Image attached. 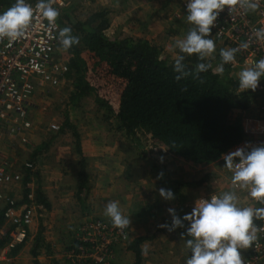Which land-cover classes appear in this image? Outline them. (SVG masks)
Wrapping results in <instances>:
<instances>
[{"label":"rangeland","instance_id":"rangeland-1","mask_svg":"<svg viewBox=\"0 0 264 264\" xmlns=\"http://www.w3.org/2000/svg\"><path fill=\"white\" fill-rule=\"evenodd\" d=\"M136 1L138 4L132 0V6H138L135 9L139 11L138 14L134 10V17L126 16L134 19L137 17L138 20L146 18L142 13L141 4L152 2ZM74 2L76 3L73 4ZM187 2L188 0L180 1V7L178 5L174 12L167 13L162 18L168 22L181 20L187 14V8L184 7ZM118 3L119 0H66L64 10L67 9L68 12L61 11L59 15L62 28L70 27L72 35L77 36L73 32V23L86 21L96 12H106L110 27L118 28L123 24L119 21L122 14L117 9ZM8 8L0 6V13ZM150 11L149 14L153 13L155 17H160L155 10ZM68 13L71 20L66 17ZM127 21L129 23L131 19ZM78 37L80 38L78 46L82 47L81 37ZM210 37L216 45L214 57L220 56L221 49L231 48L218 41L214 32ZM159 44H163L165 48L168 43L159 41ZM154 45L163 51V47ZM174 50L179 53L175 48L170 51ZM167 51L163 52V55L175 60L173 58L177 54L173 55ZM86 52L82 53L85 59ZM72 58L71 48L65 50L60 45L54 56L56 65L54 76L60 82L58 85L45 83L32 99L27 115L31 123L28 143L23 145L12 140L7 134L1 138L0 166L9 164L8 171L22 175L21 183L11 186L7 192L18 200L19 205L23 207L29 205L32 210L28 239L15 255H20L26 260L25 264H63L62 261L65 264H72L67 254L80 244V238L85 234V226L101 221L108 228L102 234H106L107 238H116V241L105 249L108 252L106 264H135L136 255L129 246L138 238H147L140 246L141 264H186L190 251L185 247L186 238L181 239L180 234L183 231L176 228L170 232L160 225H171L169 208L174 209L177 216L182 219L187 214L189 206L192 208L195 206L196 200L210 199L212 195L219 196L225 192L222 191V186L217 185L221 180L215 175L216 168H210V164L214 162L200 165L191 163L154 144L142 131L137 133L136 138L126 137L118 130L117 123L111 119L110 113L97 105L95 94L82 97L75 95L77 76L70 66ZM64 67L67 68L66 71H63ZM243 69L232 68L230 72L239 77ZM252 92L255 99L247 116L254 117L262 114L260 109L262 98L255 91ZM77 133L81 135L82 151L88 160L87 166L90 171L85 207H82L77 198L81 169V156L76 146ZM3 143L7 146H2ZM88 154L94 157L88 158ZM13 155L16 159L12 158ZM170 155L176 156L180 164L184 162L176 179L178 182L174 181L170 170L162 168L160 164L162 161L160 163L152 161ZM185 161L196 167H188ZM27 163H31L32 168H27L25 166ZM223 164L225 161L222 162V170L227 172ZM210 173L214 175L209 176ZM26 179L29 180L27 196L24 192ZM161 188L171 190L175 199H163L159 194ZM38 191L46 198L50 207L39 201ZM234 192L242 196L248 206L255 207L249 203L245 194ZM126 194L132 197L128 204L123 200ZM110 201H118L122 213L130 217L132 223L128 229L111 232L115 227L104 214L105 206ZM163 207L166 208L167 214L162 223L158 215ZM6 208L7 205H1L0 214L4 213ZM254 223L259 225L257 220H254ZM184 225L186 230L189 222L184 221ZM6 229L7 233L13 230L4 220V225L0 228V241L5 237L6 242L0 246V253L6 251L10 257L14 256L15 252L5 250L9 240L8 236H4ZM95 233L90 237L95 239ZM249 252L250 255L243 259L244 262L250 260L253 264L264 263V258L255 257L251 254V249ZM0 262L9 264V261Z\"/></svg>","mask_w":264,"mask_h":264},{"label":"trees","instance_id":"trees-1","mask_svg":"<svg viewBox=\"0 0 264 264\" xmlns=\"http://www.w3.org/2000/svg\"><path fill=\"white\" fill-rule=\"evenodd\" d=\"M14 3L15 0H0L3 7ZM64 9L60 12L67 13ZM66 17L71 20L69 13ZM73 26L82 43V47H71L70 66L77 76L75 95L95 94L97 105L110 113L126 137L136 138L142 131L154 144L198 165L222 159V154L232 151L244 139L241 115L252 108L255 94L239 89V77L230 72V64L224 65L222 75L214 74L213 69L221 63L220 56L208 59L213 69L200 73L203 83L192 75L177 81L178 74L172 68L174 60L165 57L150 41L109 37L106 12H96ZM85 51L87 59L82 55ZM200 62L204 61L196 54L186 55L189 72H194ZM75 137L81 156L77 198L85 207L89 174L81 135L77 133ZM28 181L24 188L26 196ZM38 199L50 207L40 191ZM3 225L1 213L0 228ZM181 230L186 234L185 228ZM146 239L138 238L129 246L136 255L135 264H141L140 246ZM5 242L2 237L0 246Z\"/></svg>","mask_w":264,"mask_h":264},{"label":"clouds","instance_id":"clouds-1","mask_svg":"<svg viewBox=\"0 0 264 264\" xmlns=\"http://www.w3.org/2000/svg\"><path fill=\"white\" fill-rule=\"evenodd\" d=\"M259 0H188L187 21L192 25L186 36L174 42V48L179 50L172 65L177 73V81L189 75L199 80L200 73L213 69L209 58L213 57L216 45L210 38L212 29L221 12L228 9L229 13L239 9L244 13L256 11ZM35 10H38L50 25L54 26L60 12L53 7V0H37ZM34 8L27 0H15V3L0 14V40L7 38L10 42L25 36L33 22ZM255 38L264 42V27L254 30ZM59 40L67 50L78 45L80 38L72 35L70 27L59 30ZM249 42H243L236 48L220 50L221 63L213 69L214 74L222 75L224 65L234 63L237 53L247 50ZM196 54L200 62L194 72L187 70L186 55ZM261 78H264V58L255 61L252 66L244 68L239 73V89L241 91H256ZM186 90V89H185ZM224 166L233 172L232 182L242 190H249V195L264 204V145L253 146L245 144L234 151L222 154ZM162 175V174H161ZM160 196L165 200L175 199L171 190L161 188ZM172 217L171 225L160 227L174 231L184 228V221L189 222L186 234L182 232L181 239L191 255L186 264H244L241 250L252 248L259 242L258 233L264 232V227H258L254 220H264V207H242L234 191H226L221 195H212L210 199L195 201L191 213L181 219L174 209H168ZM104 214L110 218L113 227L123 231L131 225V219L122 213L118 201L106 204Z\"/></svg>","mask_w":264,"mask_h":264},{"label":"built area","instance_id":"built-area-1","mask_svg":"<svg viewBox=\"0 0 264 264\" xmlns=\"http://www.w3.org/2000/svg\"><path fill=\"white\" fill-rule=\"evenodd\" d=\"M27 3L33 6L34 17L25 36L12 42L7 38L0 40V140L7 134L12 140L19 141L23 145L29 141L28 132L31 123L27 115L32 99L45 83L58 85L60 82L54 76L56 68L54 56L61 45L59 30L62 29L60 17L52 26L38 10H35L37 2L27 0ZM259 4L256 11L247 13L239 9L229 13L225 8L218 17L216 27L212 29L216 39L231 48H236L243 42L250 43L247 50L237 53L234 63H229L231 68H247L255 61L264 58V42L258 41L254 34L255 29L264 27V0H259ZM53 7L60 12L66 7V0H53ZM184 7L187 8V3ZM66 70L67 68L64 67L63 71ZM255 92L262 98L260 104L262 114L252 117L244 112L241 115L244 139L234 150L245 144L264 145V78H261ZM4 165L0 166V207L8 206L3 213L4 220L13 228L10 233H7V229L4 233L9 239L5 250L9 251L26 243L32 222V210L29 205L26 207L19 205L18 200L7 192L11 186L21 183L22 175L8 171L10 165ZM25 166L32 168L33 165L27 163ZM231 187L232 190L245 194L250 204L257 208L264 207V204L249 195V190H242L233 182ZM257 221L258 227H264V220ZM107 230L108 228L101 221L87 224L84 229L85 234L80 238V244L67 254L69 261L72 264H106L108 252L105 249L116 241L115 237L111 239L107 238L106 234H102ZM94 232H96L95 239L90 237ZM111 232H117V228L111 229ZM258 236L259 242L253 245L251 254L264 258V232L258 233ZM3 253L7 256L6 251ZM244 264H253V262L248 260Z\"/></svg>","mask_w":264,"mask_h":264},{"label":"crops","instance_id":"crops-1","mask_svg":"<svg viewBox=\"0 0 264 264\" xmlns=\"http://www.w3.org/2000/svg\"><path fill=\"white\" fill-rule=\"evenodd\" d=\"M144 1V0H143ZM148 1V0H147ZM180 1L182 0H150L149 2H152V4H149L148 2H144V4H141V9H143V14L146 15V18L138 20L136 17L134 18H129L126 15H130L131 17H134V10L138 8V6H132V0H119L118 3V11L122 14V16L119 18V21H122L123 24H120V27L118 28H109V30L106 32L109 37H123V38H135V39H144V40H149L153 44H156L158 46L163 47V52L172 53L173 55H179L175 50L171 52L170 50L174 48V42L177 39L184 38L188 32V30L192 27V25L187 21V14L185 17L181 18V20H174L168 22V20H165V18H162V16L166 15L167 13H172L178 8V5L180 7ZM136 4L137 1L134 0ZM151 9L155 10L160 17H155L151 13ZM135 12L138 14L139 11L135 10ZM128 19H131V22L128 23ZM117 26V25H116ZM211 38V37H210ZM159 41H163V43H168L167 46H162L163 44H159ZM176 52V53H175ZM179 52V50H178ZM176 55V56H177ZM168 57V56H167ZM169 58V57H168ZM215 58L214 54L213 57L209 58L212 59ZM175 59V57L173 58ZM252 109V108H251ZM250 109V110H251ZM248 112H246V115H248ZM5 138V137H4ZM7 143V140H5ZM2 140L0 141V147H1ZM6 143H3L2 146H7ZM234 151V149L232 150ZM86 157V156H84ZM89 157H94L92 154H88ZM12 158L16 159V157L13 155ZM152 160V159H151ZM153 162H159L162 165V168L165 167L166 169L170 170L169 173L174 177V181H179L176 180L178 179L180 175V171L183 168L184 162L182 164L179 163V159L176 156H169L166 158H163L161 160H152ZM224 160L220 159L213 164L210 165H205L207 167L210 166V168L215 167V175L220 177V182L217 184L220 187L222 186V191H233L231 184H232V176L233 172L226 169L227 172L222 170V162ZM88 162V160H87ZM186 165L190 168L196 167L195 165H192L191 163H187L185 161ZM224 165V164H223ZM18 168V167H17ZM203 169H205L202 166ZM87 173L90 174V171L88 169V166L86 168ZM18 172V171H15ZM214 175L213 173H210L209 176ZM225 178V179H224ZM178 190V189H177ZM236 195L239 198V205L242 207H247L248 205L245 203L244 198L240 196L239 194L236 193ZM125 200V204H128L131 202L132 197L126 194V196L123 198ZM253 207V206H252ZM165 207L161 208V213L158 215V217L161 219L160 222H164V219L166 217V212H165ZM192 207L189 206V210L187 214L191 213ZM21 246L17 247L14 250H11V252H15L14 256L9 257L4 256L3 251L0 253V261H9V264L15 263V264H25V261L23 258H21L20 255H15L17 252V249H20ZM250 249L246 250H241L242 258L244 259L245 257L247 258L250 255ZM13 255V254H12ZM3 256V258H2ZM63 264H65L64 261H62ZM0 264H5V262H0ZM264 264V263H262Z\"/></svg>","mask_w":264,"mask_h":264}]
</instances>
